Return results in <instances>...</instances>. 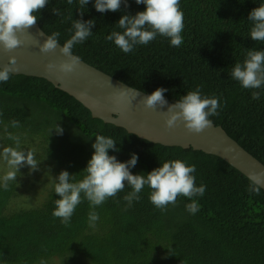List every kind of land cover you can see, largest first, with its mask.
Masks as SVG:
<instances>
[{
	"label": "trees",
	"instance_id": "16d2710c",
	"mask_svg": "<svg viewBox=\"0 0 264 264\" xmlns=\"http://www.w3.org/2000/svg\"><path fill=\"white\" fill-rule=\"evenodd\" d=\"M261 3L264 0H180L182 45L172 47L168 38L157 35L127 54L105 37L122 31L116 25L121 15L144 10L135 0H127V7L122 3L120 11L104 13L97 12L90 0L83 15L77 0L72 5L49 0L35 15L45 35L60 33L61 45L71 35L70 14L76 20L94 19L93 34L75 45L73 54L134 89L150 94L162 87L170 103L197 86L202 95L218 97L221 107L210 117L213 124L264 164V88L244 89L229 75L234 63L245 58L246 49L264 51V42L248 36V14ZM53 7L60 9V16L51 11ZM252 91L261 93L259 100L252 99ZM0 113V145L14 146L7 139L8 125L7 131L24 143L21 147H37L35 155L54 173L28 182L44 187L33 207L9 208L18 183L10 182L7 191L0 188V264H41L49 259H58L59 264H264V191L250 193L248 178L222 158L193 147L153 143L93 117L74 96L42 77L12 74L7 83L0 82ZM13 119L21 127L12 128ZM56 124L62 134L53 130ZM97 134L116 141L119 151L109 149L108 154L118 161L137 155L130 168L134 175L147 174L167 160L195 165L196 185L206 186L202 197H194L200 210L188 213L185 205L191 201L180 196L175 206L161 211L149 201L147 186L139 201L128 207L123 197L131 188L126 186L95 208L99 214L95 228L88 224L92 209L86 199L65 227L52 215L59 198L53 178L61 170L82 178Z\"/></svg>",
	"mask_w": 264,
	"mask_h": 264
},
{
	"label": "clouds",
	"instance_id": "9594fccd",
	"mask_svg": "<svg viewBox=\"0 0 264 264\" xmlns=\"http://www.w3.org/2000/svg\"><path fill=\"white\" fill-rule=\"evenodd\" d=\"M90 0H77V10L81 15L85 6ZM69 5L74 0H67ZM128 6L127 0H93V6L97 12H117L121 4ZM136 4H143L144 10L137 11L134 15L123 14L116 25L122 31L113 30L105 37L106 40L114 42L122 52L130 53L136 45H147L157 35L169 39L170 46L179 47L183 43L181 35L184 29V15L180 9V0H135ZM49 4V0H0V45L5 51H12L21 46L24 41L20 36L28 34V29L36 25L37 15ZM51 11L60 16V9L53 7ZM72 21L71 35L61 45L59 42L60 33L53 32L46 35V39L40 45V52L47 53L55 51L59 47L60 54L66 58L64 62L57 64L48 63L45 68L49 71L57 70L62 73H71L80 60V57L73 54L75 45L82 44L93 32L90 30L95 25L94 19L76 20L70 14ZM248 21L251 22L248 36L253 41L264 42V3L253 8L248 14ZM15 58L10 57L7 66L0 68V82L7 83L14 71ZM230 77L239 82L244 89L264 88V51L255 48L246 49V55L242 62H235L229 72ZM167 89L156 88L150 94L144 96L142 103L146 108L157 109L167 105L164 111V126L172 129L178 123H183L187 131L200 133L212 126V116L219 114L221 107L219 98L216 96H204L200 86L194 91H188L185 95L168 104L164 97ZM261 93L252 91L253 100H259ZM2 115V113H0ZM2 123V121H0ZM12 128H19V121H10ZM7 139L14 142V146H2L0 150V162L5 166L4 174L0 175V188L5 191L9 189L10 182L17 183L20 169L27 166L30 171L38 170L39 163L35 157V150L21 148L19 135L7 131ZM57 134H62L63 129L55 125ZM93 153L87 161L86 167L80 172L82 178L76 179L75 174L61 170L53 178L54 193L59 197L54 200L55 208L52 215L60 218L61 223L70 226L71 218L76 207L86 199L92 209L88 213L89 227L95 228L99 220V214L95 211L97 206L102 205L108 198L115 197L123 192L125 187L131 188L123 199L127 206L131 207L133 201H139V193L147 186L150 189L149 201L159 210L165 211L168 205H176L180 196L188 198L191 202L185 205L186 211L195 215L200 210V205L194 197H202L206 186L201 183L196 185L195 165H188L186 162L175 159L167 160L154 168L147 174H132L130 168L137 163L138 157L131 154L126 162H120L114 155H109L111 149L119 151L114 139L105 135H95V142L92 143ZM261 173H250L248 175V191L258 195L261 191ZM41 264H44L41 261Z\"/></svg>",
	"mask_w": 264,
	"mask_h": 264
},
{
	"label": "water",
	"instance_id": "95a60500",
	"mask_svg": "<svg viewBox=\"0 0 264 264\" xmlns=\"http://www.w3.org/2000/svg\"><path fill=\"white\" fill-rule=\"evenodd\" d=\"M27 31L28 34L20 36L24 43L16 49L5 51L0 45V68L7 66L8 59L14 57L15 70L12 74L37 76L51 81L80 101L90 110L93 117L123 127L153 143L193 147L216 155L247 178L250 173L264 174V164L228 136L220 126L212 123V126L200 133H191L181 122L172 129H166L164 111L167 110V105L158 106L155 110L146 108L142 103L146 93L124 84L82 60H79L71 73L47 70L46 64L58 65L66 58L60 54L59 47L55 51L40 52V45L46 35L37 23ZM261 189L264 191V182Z\"/></svg>",
	"mask_w": 264,
	"mask_h": 264
},
{
	"label": "rangeland",
	"instance_id": "374dc122",
	"mask_svg": "<svg viewBox=\"0 0 264 264\" xmlns=\"http://www.w3.org/2000/svg\"><path fill=\"white\" fill-rule=\"evenodd\" d=\"M70 136V133L68 134ZM21 145H24L22 143ZM26 148V146H24ZM22 148V147H21ZM23 149V148H22ZM35 152L38 151L37 147H32ZM0 150H2V146L0 145ZM36 154V153H35ZM38 162L39 156L35 155ZM44 163L40 162L38 166V170L36 171H30L27 166L20 169V175L17 177V183H18V190H17V196L13 198L9 202V208L10 209H20V208H27V207H33L38 204L40 201L39 198L41 197V193L44 190V187H42L38 182L35 186L28 185V182L32 179H42V178H49L53 176V169L50 167H43ZM5 166L2 162H0V175L4 174ZM47 186V185H46ZM39 192V193H38ZM44 264H59L58 259H49L48 262Z\"/></svg>",
	"mask_w": 264,
	"mask_h": 264
}]
</instances>
